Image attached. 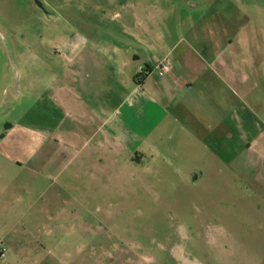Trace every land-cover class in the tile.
<instances>
[{
  "label": "rangeland",
  "instance_id": "374dc122",
  "mask_svg": "<svg viewBox=\"0 0 264 264\" xmlns=\"http://www.w3.org/2000/svg\"><path fill=\"white\" fill-rule=\"evenodd\" d=\"M255 1L0 0V139L16 122L57 132L56 102L42 94L93 42L137 34L148 46L136 51L164 56L215 26L227 41L249 35L263 45ZM203 158L200 171H177L163 158L142 167L120 157L92 179L47 183L46 195L32 172L2 175L0 264H264V183L230 156Z\"/></svg>",
  "mask_w": 264,
  "mask_h": 264
},
{
  "label": "crops",
  "instance_id": "0c3cea01",
  "mask_svg": "<svg viewBox=\"0 0 264 264\" xmlns=\"http://www.w3.org/2000/svg\"><path fill=\"white\" fill-rule=\"evenodd\" d=\"M255 4L264 11L261 0ZM214 29L196 31L184 47L168 46L164 56L136 51L148 46L137 34L132 43L93 42L75 55L73 71L51 76L56 88L42 94L56 102L57 132L16 122L2 134L0 177L32 172L43 178L46 195L47 183L63 189L82 173L92 179L99 166L146 167L163 158L177 171H200L209 166L203 156L213 154L223 163L230 156L227 164L256 172L264 183V41H227ZM155 57L170 59L169 75H159Z\"/></svg>",
  "mask_w": 264,
  "mask_h": 264
},
{
  "label": "built area",
  "instance_id": "2783aa9c",
  "mask_svg": "<svg viewBox=\"0 0 264 264\" xmlns=\"http://www.w3.org/2000/svg\"><path fill=\"white\" fill-rule=\"evenodd\" d=\"M156 69L161 77L167 76L172 72V64L169 58L155 57ZM4 256V253L2 254Z\"/></svg>",
  "mask_w": 264,
  "mask_h": 264
}]
</instances>
